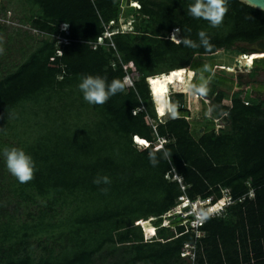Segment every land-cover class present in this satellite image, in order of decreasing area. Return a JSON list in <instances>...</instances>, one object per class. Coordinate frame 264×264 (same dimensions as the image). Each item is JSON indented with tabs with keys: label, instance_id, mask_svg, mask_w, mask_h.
Returning <instances> with one entry per match:
<instances>
[{
	"label": "trees",
	"instance_id": "1",
	"mask_svg": "<svg viewBox=\"0 0 264 264\" xmlns=\"http://www.w3.org/2000/svg\"><path fill=\"white\" fill-rule=\"evenodd\" d=\"M26 1L36 9L22 23L47 36L22 47V60L0 77V152L22 148L37 170L22 184L5 175L0 157V264H264V99L218 89L229 86L228 75L213 80L211 115L192 128L185 94L171 96L176 117L159 119L147 82L166 73L150 80L155 95L161 86L165 93L168 82L184 81L194 57L264 39V10L229 0L223 24L213 28L188 14L192 0H135L140 8L125 0L131 31L112 24L109 38L104 24L117 20L124 0ZM7 7L0 5V12ZM177 27L178 36L197 43V33L206 31L212 47L172 43ZM56 35L69 40L56 42ZM99 37L103 42L92 48ZM129 63L136 70L128 69L132 84L124 92L104 105L83 99L77 87L82 76L123 80ZM222 114L227 125L216 128ZM161 138L163 147L154 148ZM153 152L156 166L149 161ZM102 175L111 183H93ZM250 187L256 195L239 200ZM224 189L234 202L222 216L206 218L201 236L179 216L159 227L181 196L214 201ZM139 219H154L153 239L144 240ZM185 243L194 245L193 261L181 256Z\"/></svg>",
	"mask_w": 264,
	"mask_h": 264
},
{
	"label": "rangeland",
	"instance_id": "2",
	"mask_svg": "<svg viewBox=\"0 0 264 264\" xmlns=\"http://www.w3.org/2000/svg\"><path fill=\"white\" fill-rule=\"evenodd\" d=\"M2 4H7L11 8L9 9L10 23L5 26L3 30H0V44L5 48V54L0 55V77L22 60V47H30L31 44L33 46L35 43L34 40L37 41V38L41 37L37 34V30L32 28L28 23H22L21 20L31 13V9H36L35 7L31 6L26 0H0V5ZM127 17L130 18L129 16ZM27 34L34 39H28L26 36ZM256 44L255 42L236 41L230 48H223L211 56L194 57L191 61L194 67H185L188 70V76L184 83H180L176 86V88L180 87L177 88V90H182V88L186 90V86L189 83L198 86L203 80L210 79L208 85L209 90L205 95H196L188 90L185 94V108L188 111L187 118L191 121L192 128L204 122V120L211 115L210 102L212 99L211 96L213 95H210V90L214 89L212 84L213 80L224 79L228 75L229 79L227 80V84H229V86L220 85L217 86L218 89L222 88L228 92L244 89L246 92L264 99V59L260 57L257 52L252 54L253 51L263 53V50L258 49ZM237 46L246 48V52L248 53L246 58L243 57V55L234 54L232 49ZM249 58L251 59V63H249ZM254 58L256 59L253 61ZM213 63H217V65ZM220 63L230 66L224 67ZM206 67L208 70H205ZM159 97L161 99L158 101V111L161 113L164 109V96L160 95ZM224 116L225 115L222 114L216 121L214 120L216 128L220 125H227V120ZM166 117L167 116L162 117L161 119H165ZM4 140H6V138H4ZM7 140L10 141L11 139ZM11 141L13 142V140ZM2 151L0 153H2ZM0 157L4 160L2 155H0ZM3 169L6 176H12L6 166ZM166 222L168 223V220ZM166 222L164 221L163 224ZM152 223L146 222L142 224L143 227L141 226L144 240H149L148 236H150V233H148L145 228ZM171 229L173 228L171 227ZM146 233H148V235H146ZM94 264H108V262L98 260Z\"/></svg>",
	"mask_w": 264,
	"mask_h": 264
},
{
	"label": "clouds",
	"instance_id": "3",
	"mask_svg": "<svg viewBox=\"0 0 264 264\" xmlns=\"http://www.w3.org/2000/svg\"><path fill=\"white\" fill-rule=\"evenodd\" d=\"M129 1L130 2H132V1L136 2L135 5H132L129 2V5L135 6L136 8H140V4L137 1H135V0H129ZM228 2H229V0H192V2L188 5L187 11H188V14L192 18L205 20L208 22V24L211 27L219 28L223 24L224 17L228 12ZM123 3L125 5H127L125 3V0ZM10 8L11 7H7L6 10H8L10 12V10H9ZM5 11H4V13H5ZM62 30L64 31L65 34L68 33V30H67V27L65 24L63 25ZM178 33H180V29L177 27L173 30V33L169 37V39L172 41V43H175L177 45L182 44L185 47H189V48L204 47L205 49H210L212 47V44L210 42V37L207 34V32L204 30H200L197 33L199 43H197L196 41L192 40L189 37H184L181 35L177 36ZM39 35L41 37L47 36L44 33L39 34ZM54 37H57L58 42H66V41H62L60 38H67V37L61 36V35H56ZM4 54H5V48L3 47L2 44H0V55H4ZM61 54H63V53L61 52ZM125 66L127 67L125 70V72H126L125 76H128L129 79H131L130 74L128 73V69L130 68L131 71H135L136 70L135 66L132 65L131 63L125 64ZM185 70H186V72H188V70L186 68H185ZM205 70H208L207 67ZM170 72H172V71H170ZM162 75H166V73L147 77V82L149 85L150 94H151L152 99L155 103V111H156L159 119L167 116L169 113H171V115L173 117H176L178 115V113L176 111V107L174 105H171V96L173 93L183 92L184 94H186L187 90H188V91L192 92L193 94L203 96L209 90L208 85L210 83V79L209 80H203V82L201 84H199L198 86L192 85L189 83L186 86V90L184 88H182V90H177V88H180V87L176 88V86L178 85V82H176V83L168 82L167 89H166L165 94H164V103H163L164 109L161 113H159L158 102H157V99L155 98V95L153 93V90H152V87L150 84V80L152 77L156 78V77H160ZM187 76L188 75L186 73L184 76V81H186ZM184 81H183V78L181 77L180 82L184 83ZM129 83L130 82L125 81L124 78H123V80L118 79V78H114L110 82H108L106 77H102L100 75L86 74V75L82 76L77 87H78L79 91L82 93L83 99L88 104H90V105H104L105 103L108 102L110 97L116 95L117 93L124 92ZM133 115H135V112L133 113ZM136 137L138 138V136H134V141L136 143L144 145V146L149 145L145 139H143V140L146 143L145 142L140 143V141L137 140ZM138 139H142V138H138ZM165 142H166V139H164V138L158 139L157 142L155 143L154 148H158V149L162 148ZM0 155H2L4 158L7 170L9 171V173L12 176H14L18 180V182H20L22 184L28 183L35 178V172L37 170L36 166H35V162L32 159L31 155L26 153L22 148H18L15 146L10 147V148H4L2 153H0ZM149 161L153 166H156L158 164L159 161H158L154 152L150 153ZM93 183H95L97 185H100V184L108 185L111 183V179L107 175L97 176L93 179ZM101 191L106 192L107 188H102ZM180 200H181V198H179V201ZM186 205L188 207L192 206V204L190 202L187 203ZM153 220L154 219L147 220V223H152ZM140 221H141V219H139L136 224H140L142 226V223ZM161 225L170 226V223H165V224L160 223L159 227ZM150 226L152 228H154V232L152 234H150V236H148L149 240L153 239V237H155L157 235L158 225L155 226L152 223ZM146 235H148V233H146Z\"/></svg>",
	"mask_w": 264,
	"mask_h": 264
},
{
	"label": "built area",
	"instance_id": "4",
	"mask_svg": "<svg viewBox=\"0 0 264 264\" xmlns=\"http://www.w3.org/2000/svg\"><path fill=\"white\" fill-rule=\"evenodd\" d=\"M130 4L135 5L136 2H130ZM125 4L123 3L121 5V11L119 13V16L117 20H110L108 23L104 24V30H105V36L109 37L112 35L113 30L111 29L112 24H117L118 30L120 32H128L131 31V24L129 23L131 21V17H124V8ZM138 6V5H137ZM10 12L8 10L4 12H0V25L1 26H7L10 23L9 20ZM175 29V28H174ZM173 29V30H174ZM173 30L171 31L170 35L173 33ZM38 34H42V32H39ZM169 35V37H170ZM178 36V34H177ZM51 39L57 42V37L51 36ZM62 41H68L67 38H60ZM103 38L99 37L98 40L94 43H89L92 48H95L97 43H102ZM110 44L113 45L112 42ZM251 56V55H250ZM124 70H126L125 64L123 65ZM125 81L130 82L129 84H132L131 79H129L128 76L124 77ZM217 118L214 120L216 121ZM137 138V137H136ZM139 141H144L143 139H138ZM145 142V141H144ZM146 143V142H145ZM141 145V144H140ZM174 178H177L180 180L179 177L174 175ZM256 195V189L253 187H250L248 192L243 195L239 200H242L245 196H248L249 198L254 197ZM180 202L172 207L169 211H167L165 214L162 215V222H166L168 220V223L171 222L169 217H175L179 216L182 223H186L189 227L190 231H192L195 234V237H199L203 234V232L200 230V226L203 225L207 217H220L223 215L226 208L234 202V199L229 194V192L224 189L222 196L219 198H216V200L213 201V196L201 198L198 197L196 199H189L186 196H181ZM191 203L192 206L188 207L186 204ZM223 202V203H222ZM138 221H136L137 223ZM167 223V222H166ZM181 256H188L190 261L194 260V245L185 243L181 250Z\"/></svg>",
	"mask_w": 264,
	"mask_h": 264
},
{
	"label": "flooded vegetation",
	"instance_id": "5",
	"mask_svg": "<svg viewBox=\"0 0 264 264\" xmlns=\"http://www.w3.org/2000/svg\"><path fill=\"white\" fill-rule=\"evenodd\" d=\"M255 43H257L256 45H257V48L258 49H262L263 51V53H264V39H258V40H256V41H254ZM253 52H256V51H253ZM250 54V53H249ZM238 55H243V57H245L246 58V56L248 55V53L247 52H241V53H239ZM256 58H254L253 59V61L255 60ZM263 59H264V56H263ZM214 65L216 64L217 65V63H213ZM230 66V65H229ZM244 90V89H243ZM246 91V90H245ZM253 91V90H252Z\"/></svg>",
	"mask_w": 264,
	"mask_h": 264
},
{
	"label": "water",
	"instance_id": "6",
	"mask_svg": "<svg viewBox=\"0 0 264 264\" xmlns=\"http://www.w3.org/2000/svg\"><path fill=\"white\" fill-rule=\"evenodd\" d=\"M245 3L254 6L256 8L264 10V0H242Z\"/></svg>",
	"mask_w": 264,
	"mask_h": 264
},
{
	"label": "bare ground",
	"instance_id": "7",
	"mask_svg": "<svg viewBox=\"0 0 264 264\" xmlns=\"http://www.w3.org/2000/svg\"><path fill=\"white\" fill-rule=\"evenodd\" d=\"M246 61H247V60H246ZM164 94H165V93H164L163 91L160 92L159 94H158V93H157L156 95L154 94V95H155V98L157 99V102L159 101V99H161L159 96H160V95H163V96H164ZM159 113H160V112H159ZM140 222L143 224V223H146L147 220H142V221H140ZM150 227H151V226H150ZM145 229H146V231H147L148 233H153V232H154V228H152V227H151L150 230H149L148 227H146Z\"/></svg>",
	"mask_w": 264,
	"mask_h": 264
},
{
	"label": "snow or ice",
	"instance_id": "8",
	"mask_svg": "<svg viewBox=\"0 0 264 264\" xmlns=\"http://www.w3.org/2000/svg\"><path fill=\"white\" fill-rule=\"evenodd\" d=\"M249 63H251V59L249 58ZM159 82L158 81H154V84H158ZM162 88V86H161ZM161 88H157L156 91L157 93L159 94V92L161 91ZM140 143H144V141H140ZM223 203V202H222Z\"/></svg>",
	"mask_w": 264,
	"mask_h": 264
}]
</instances>
